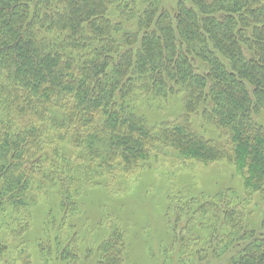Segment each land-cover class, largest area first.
<instances>
[{
	"label": "trees",
	"instance_id": "16d2710c",
	"mask_svg": "<svg viewBox=\"0 0 264 264\" xmlns=\"http://www.w3.org/2000/svg\"><path fill=\"white\" fill-rule=\"evenodd\" d=\"M159 3L0 0V223L50 189L75 207L85 174L135 166L155 144L227 161L264 194V0ZM173 97L185 111L173 122L152 126L136 107ZM239 238L224 245H239L230 264H264V234Z\"/></svg>",
	"mask_w": 264,
	"mask_h": 264
},
{
	"label": "rangeland",
	"instance_id": "374dc122",
	"mask_svg": "<svg viewBox=\"0 0 264 264\" xmlns=\"http://www.w3.org/2000/svg\"><path fill=\"white\" fill-rule=\"evenodd\" d=\"M179 1L159 4L171 13ZM137 101L152 126L185 113L180 97ZM191 121L204 137L221 138L201 117ZM82 183L75 207L62 208L50 189L16 224L0 223V264H230L239 245H224L250 229L264 234V194L247 189L234 165L187 158L168 144L152 145L135 166L96 169ZM226 207L244 224L226 219Z\"/></svg>",
	"mask_w": 264,
	"mask_h": 264
}]
</instances>
